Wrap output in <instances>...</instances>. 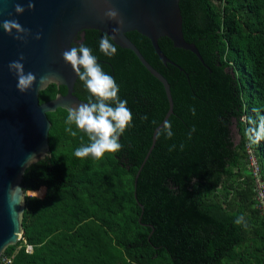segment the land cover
Masks as SVG:
<instances>
[{
	"label": "trees",
	"instance_id": "16d2710c",
	"mask_svg": "<svg viewBox=\"0 0 264 264\" xmlns=\"http://www.w3.org/2000/svg\"><path fill=\"white\" fill-rule=\"evenodd\" d=\"M212 31L215 60L236 85L241 130L204 145L178 139L166 193L151 204L134 203V175L116 168L115 153L77 158L89 143L68 112L46 113L48 159L22 175L27 198L21 240L0 259L8 264H264V215L257 208L246 147L264 181V141L251 144L246 130L264 115V0H199ZM64 95L47 85L39 103ZM259 109L253 112V109ZM249 117L253 122L249 123ZM243 216L244 224L235 220ZM31 247V253L24 251Z\"/></svg>",
	"mask_w": 264,
	"mask_h": 264
},
{
	"label": "water",
	"instance_id": "95a60500",
	"mask_svg": "<svg viewBox=\"0 0 264 264\" xmlns=\"http://www.w3.org/2000/svg\"><path fill=\"white\" fill-rule=\"evenodd\" d=\"M0 0V24L17 20L30 35L14 39L0 27V256L21 235L22 205L10 215L7 193L21 186L30 154L49 158L46 113L86 103L89 93L62 53L84 44L103 71L112 76L132 113L130 126L120 137L114 154L119 172L134 175V203L151 204L166 193L174 170L178 139L204 145L241 130L240 105L235 82L227 67L213 55V31L199 0ZM25 11L17 15L15 6ZM119 11L124 27L114 43L117 52L106 57L99 51L105 33L118 27L104 13ZM40 33L42 38L34 37ZM25 72L39 77L55 74L64 95L39 103L38 84L25 93L9 63L20 56ZM94 101V98H93ZM195 110V115L193 111ZM171 122L172 137L162 131ZM195 131H192V129ZM160 136L157 138V133Z\"/></svg>",
	"mask_w": 264,
	"mask_h": 264
},
{
	"label": "clouds",
	"instance_id": "9594fccd",
	"mask_svg": "<svg viewBox=\"0 0 264 264\" xmlns=\"http://www.w3.org/2000/svg\"><path fill=\"white\" fill-rule=\"evenodd\" d=\"M35 4L32 0H28V9L33 10ZM25 9L20 4L15 6L17 15H22ZM104 16L116 22L118 27L112 29V34L105 33L99 41V51L106 57H112L117 52V47L114 43L116 37L120 34L124 27V21L120 17L119 11L115 8H108ZM4 32L8 35L16 33L14 39L22 40L25 35H30L31 32L25 29L17 20H5L0 24ZM36 40L42 38L40 33L34 37ZM62 58L67 65H70L78 79L83 82L84 87L89 93L86 103L74 104L68 109L66 117L67 131L76 136L77 132L73 131L72 125L76 126L80 132L86 134L89 143L78 147L74 155L77 158L91 157L94 160L102 159L106 153L118 152L122 145L119 142L120 137L125 130L130 126L132 121V113L127 107V101L121 100L118 96L120 91L114 78L106 74L101 65L97 62V57L93 55L92 49L80 44L71 46L68 50L62 53ZM21 55L18 60L9 63V71L14 73L17 78V90L20 93H25L33 88L34 85L39 88H44L49 84L58 82L55 74L48 73L39 77L32 72H25ZM94 98V101H93ZM193 115L195 110L193 109ZM259 109L254 108L253 112H258ZM249 123L253 122L251 117L248 118ZM162 131L167 134L170 139L172 137L171 122L165 121ZM192 131H195L193 128ZM160 136V131L157 133V138ZM246 136L251 144H259L264 141V115L260 116L256 127H250L246 130ZM35 154H30L24 161V166L30 168L33 164L38 163ZM37 191H25L19 186L11 187L7 193V202L10 215L16 212V207L22 205L27 198H37L42 194ZM235 224L241 225L245 223L243 216L235 220Z\"/></svg>",
	"mask_w": 264,
	"mask_h": 264
},
{
	"label": "built area",
	"instance_id": "2783aa9c",
	"mask_svg": "<svg viewBox=\"0 0 264 264\" xmlns=\"http://www.w3.org/2000/svg\"><path fill=\"white\" fill-rule=\"evenodd\" d=\"M246 154H247V160H248V168L250 169L251 174L254 177V184H255V200L257 202V208H259L262 211V214L264 215V181L259 179V169L258 164L256 162V159L254 157L253 152L246 147ZM19 239H21V235L19 236ZM24 251L26 253H31V247L28 245H24ZM2 264H8L9 259L2 258L1 259Z\"/></svg>",
	"mask_w": 264,
	"mask_h": 264
},
{
	"label": "rangeland",
	"instance_id": "374dc122",
	"mask_svg": "<svg viewBox=\"0 0 264 264\" xmlns=\"http://www.w3.org/2000/svg\"><path fill=\"white\" fill-rule=\"evenodd\" d=\"M233 134V136L235 137V139H237V137H236V133H232ZM43 190V193H44V189H42ZM19 240H21V239H19ZM18 240V241H19ZM0 264H2V261H1V259H0Z\"/></svg>",
	"mask_w": 264,
	"mask_h": 264
}]
</instances>
